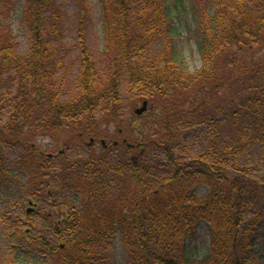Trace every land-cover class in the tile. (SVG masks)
I'll return each mask as SVG.
<instances>
[{
    "label": "trees",
    "instance_id": "1",
    "mask_svg": "<svg viewBox=\"0 0 264 264\" xmlns=\"http://www.w3.org/2000/svg\"><path fill=\"white\" fill-rule=\"evenodd\" d=\"M3 1V264H116L118 242L119 264H264V0H100L103 48L89 49L80 20L75 60L57 0H29L25 53ZM184 31L199 70L177 44ZM125 104L146 122L124 125ZM112 127L121 139L105 147ZM203 222L202 252L189 239Z\"/></svg>",
    "mask_w": 264,
    "mask_h": 264
},
{
    "label": "rangeland",
    "instance_id": "2",
    "mask_svg": "<svg viewBox=\"0 0 264 264\" xmlns=\"http://www.w3.org/2000/svg\"><path fill=\"white\" fill-rule=\"evenodd\" d=\"M13 2L14 9L10 10L9 16L7 19L9 24L13 28V32L16 34L17 39L20 44V51L25 53L28 50L29 39L31 36L30 28L27 25L26 21H24V10L25 7L29 4V0H10ZM58 5L62 9L63 12V29H64V39L63 43L67 45V47L74 49L71 54V59H78L80 55V49L78 46V39L80 35L79 26L80 20H82L83 24H85V44L94 51L95 53L99 52L103 48V36H104V28L102 24V17L100 12L101 2L100 0H89L90 13L87 15H83L80 9L77 7L76 2L74 0H57ZM4 9V1L0 0V11ZM81 18V19H80ZM193 27V26H192ZM179 48L183 51L185 56V61L187 67H189L190 71L199 70L202 66V59L199 52L197 51L196 44L192 35L189 32L184 31L182 33V37L177 41ZM128 102V101H127ZM126 102V103H127ZM142 102L135 104L134 107H140ZM132 106L130 104H125L124 106V117L123 124L128 125L132 128L131 124L133 123L135 126H139L146 122L145 118H137L131 111ZM139 117V116H138ZM110 136L106 137L105 141L110 144L113 141H118L121 139L117 131L112 127ZM67 137H61V140L64 141ZM60 140V139H59ZM58 141V140H57ZM53 139L46 137H38L36 139V147L39 150L45 151L46 153L57 154L63 148L60 143H56ZM96 147H100V144H96ZM199 192L202 194H206L210 189L207 185H200ZM2 202V201H0ZM14 203V202H13ZM29 208V205H27ZM35 220V218H34ZM28 222V220H26ZM54 222V220H53ZM198 232L195 238L189 239V244L196 247V251H204L209 246V227L206 222L201 223L198 228ZM37 230L42 231V228H38ZM36 230V231H37ZM1 246V243H0ZM3 246H1L2 248ZM3 251L4 249H1ZM3 258V257H2ZM114 261L116 264L125 263L126 262V253L120 242L117 243L116 249L114 252ZM0 264H3V259L0 258Z\"/></svg>",
    "mask_w": 264,
    "mask_h": 264
},
{
    "label": "water",
    "instance_id": "3",
    "mask_svg": "<svg viewBox=\"0 0 264 264\" xmlns=\"http://www.w3.org/2000/svg\"><path fill=\"white\" fill-rule=\"evenodd\" d=\"M147 109H148V101H144L142 103V106L135 110V113L137 115H142L145 111H147ZM91 141H93V139ZM103 144H105V141H103ZM114 144H117V142H115ZM36 208H37V204L31 201L29 203V208L27 209V213L31 214L32 212L36 210Z\"/></svg>",
    "mask_w": 264,
    "mask_h": 264
}]
</instances>
